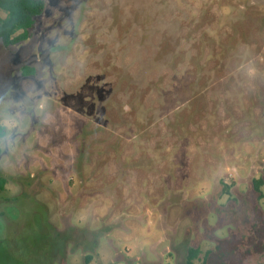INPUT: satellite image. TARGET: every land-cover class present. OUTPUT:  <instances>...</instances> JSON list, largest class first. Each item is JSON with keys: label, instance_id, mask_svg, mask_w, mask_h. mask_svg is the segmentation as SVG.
Here are the masks:
<instances>
[{"label": "rangeland", "instance_id": "rangeland-1", "mask_svg": "<svg viewBox=\"0 0 264 264\" xmlns=\"http://www.w3.org/2000/svg\"><path fill=\"white\" fill-rule=\"evenodd\" d=\"M44 1L0 42V264H264V0Z\"/></svg>", "mask_w": 264, "mask_h": 264}, {"label": "trees", "instance_id": "trees-1", "mask_svg": "<svg viewBox=\"0 0 264 264\" xmlns=\"http://www.w3.org/2000/svg\"><path fill=\"white\" fill-rule=\"evenodd\" d=\"M46 9L44 0H0V10L5 13V17L0 19V42L5 48L21 44L31 37V30L35 28L37 19L42 16ZM24 76L32 74L31 67L25 66L22 69ZM4 136V128L0 125V137ZM264 174V169H263ZM7 181L0 178V190L4 189ZM264 186V178L254 180V188L257 192ZM228 188V186H226ZM228 195V191H224ZM221 249V244L216 246V250ZM224 250H221V253ZM214 250H203L199 246H190L187 250L186 264H194L200 261L206 264ZM88 264L91 257L88 258Z\"/></svg>", "mask_w": 264, "mask_h": 264}]
</instances>
